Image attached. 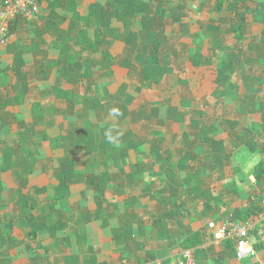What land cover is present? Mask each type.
<instances>
[{"label":"crops","instance_id":"crops-1","mask_svg":"<svg viewBox=\"0 0 264 264\" xmlns=\"http://www.w3.org/2000/svg\"><path fill=\"white\" fill-rule=\"evenodd\" d=\"M37 1L0 46V264H264L222 232L264 200V0Z\"/></svg>","mask_w":264,"mask_h":264},{"label":"built area","instance_id":"built-area-1","mask_svg":"<svg viewBox=\"0 0 264 264\" xmlns=\"http://www.w3.org/2000/svg\"><path fill=\"white\" fill-rule=\"evenodd\" d=\"M37 0H1L0 9V46H3L9 35L10 28L19 18L33 20L38 12ZM264 164V153L262 155ZM262 209L256 213L255 221L227 220L222 232L235 239V256L238 260L252 256L255 248L250 241V232L255 228L264 230V200L261 201ZM177 264H194V257L190 250L181 252Z\"/></svg>","mask_w":264,"mask_h":264},{"label":"trees","instance_id":"trees-1","mask_svg":"<svg viewBox=\"0 0 264 264\" xmlns=\"http://www.w3.org/2000/svg\"><path fill=\"white\" fill-rule=\"evenodd\" d=\"M38 2V1H37ZM38 13V12H37ZM37 15V14H36ZM36 18V16H35ZM19 19V18H18ZM22 19V18H20ZM248 146L251 149H254V144L252 143V140H249L247 142ZM264 151V150H263ZM254 175L255 177L259 180L262 176H264V164L263 162H260L258 165H256V167L254 168ZM241 217H243V219H252L254 218V212H253V207H250L245 215H242ZM195 237V236H194ZM194 237L188 238V240H186L183 245L186 247L192 246L194 244Z\"/></svg>","mask_w":264,"mask_h":264},{"label":"clouds","instance_id":"clouds-1","mask_svg":"<svg viewBox=\"0 0 264 264\" xmlns=\"http://www.w3.org/2000/svg\"><path fill=\"white\" fill-rule=\"evenodd\" d=\"M111 111H112V113H113L114 115H118V112H117L116 109H112ZM106 135H108V138L111 140V139L113 138V137H112V130L109 129V131L106 133ZM257 162H258V160H257Z\"/></svg>","mask_w":264,"mask_h":264}]
</instances>
